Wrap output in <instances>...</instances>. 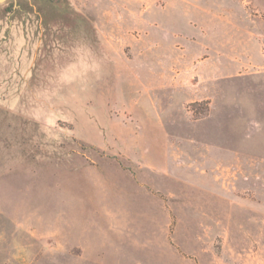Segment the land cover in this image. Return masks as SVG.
Here are the masks:
<instances>
[{
    "label": "rangeland",
    "instance_id": "1",
    "mask_svg": "<svg viewBox=\"0 0 264 264\" xmlns=\"http://www.w3.org/2000/svg\"><path fill=\"white\" fill-rule=\"evenodd\" d=\"M0 264H264V0L0 1Z\"/></svg>",
    "mask_w": 264,
    "mask_h": 264
},
{
    "label": "water",
    "instance_id": "2",
    "mask_svg": "<svg viewBox=\"0 0 264 264\" xmlns=\"http://www.w3.org/2000/svg\"><path fill=\"white\" fill-rule=\"evenodd\" d=\"M0 1H2V0H0Z\"/></svg>",
    "mask_w": 264,
    "mask_h": 264
}]
</instances>
